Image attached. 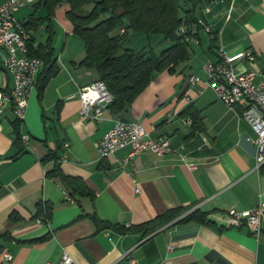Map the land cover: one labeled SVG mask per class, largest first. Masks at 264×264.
Returning <instances> with one entry per match:
<instances>
[{"label":"crops","instance_id":"0c3cea01","mask_svg":"<svg viewBox=\"0 0 264 264\" xmlns=\"http://www.w3.org/2000/svg\"><path fill=\"white\" fill-rule=\"evenodd\" d=\"M32 4L16 18L27 22ZM61 6L57 11L63 9L64 15L55 14L51 22L57 58L62 33L66 47L73 34L65 18L67 6ZM197 14L189 59L173 75L155 74L127 110L105 109L95 121L81 119L79 92L97 81V71L73 66L84 54L74 58L69 52L42 98L36 89L30 94L20 125L21 135L30 139L26 144L15 140L14 114L6 101L13 79L4 69L6 51L0 48V94L5 101L0 115V264L57 263L64 254L77 264H119L127 253L138 264H264V214L258 237L225 224L231 210L244 213L264 202V167L254 170L255 135L240 116L243 106L220 102L204 84L202 70L206 61L217 60L219 45L227 56L255 53L251 63L234 62L237 73L264 70V0H203ZM44 16V11L36 15ZM199 22L211 28L214 41ZM45 26L28 31L35 46L45 44L37 32ZM191 75L201 82L191 86ZM57 104L60 114L55 116ZM188 108L203 119L201 132L193 133L184 114ZM117 119L141 123L150 138L167 139L174 152L161 157L143 151L119 166L116 160L131 151L126 147L101 159L94 143ZM48 151L56 152L64 175L81 178L89 196L71 198L59 178L46 176L53 167L41 162ZM38 203L51 208L46 222L35 217ZM178 208L207 213L210 224H177L179 217L143 239L120 232ZM4 253L12 260L4 259Z\"/></svg>","mask_w":264,"mask_h":264},{"label":"trees","instance_id":"16d2710c","mask_svg":"<svg viewBox=\"0 0 264 264\" xmlns=\"http://www.w3.org/2000/svg\"><path fill=\"white\" fill-rule=\"evenodd\" d=\"M203 0H35L32 4L33 12L27 22L25 30H34L46 23L48 33L45 44L34 45L29 38L25 42L26 57H37L43 60L41 74L37 76L36 86L38 97L41 99L51 78L59 72V59L52 46L54 34L51 26L54 10L66 5L65 18L71 25L72 35L78 37L84 45V56L73 66L97 71V81L106 84L112 96L108 109L113 113H120L134 102L135 98L147 88L157 73L172 74L179 64L189 59V43L197 27L199 5ZM45 12L44 17L37 18L38 10ZM181 28L184 32L181 33ZM161 36L163 41L171 44L156 55L151 48L148 50L131 51L124 46L128 42L130 33ZM215 40V39H211ZM55 116L60 114V104L55 106ZM190 120L194 132L202 130L199 113L188 108L184 111ZM16 141L21 140L20 122H13ZM43 165L52 163L53 167L46 171V176L59 178L65 191L73 196H89L90 190L79 177L64 175L60 169V158L56 152L48 151L41 161ZM35 217L47 221L51 208L44 203L37 204ZM187 213V214H186ZM186 214V215H184ZM184 215V216H182ZM182 216V217H181ZM180 217V218H179ZM179 218V219H178ZM13 220H17L14 216ZM96 222V219L93 218ZM179 223L210 224L207 213L197 209L178 208L165 212L152 221L129 226L120 230L122 233L138 234L141 239L153 235L158 229L166 227L173 220Z\"/></svg>","mask_w":264,"mask_h":264},{"label":"built area","instance_id":"2783aa9c","mask_svg":"<svg viewBox=\"0 0 264 264\" xmlns=\"http://www.w3.org/2000/svg\"><path fill=\"white\" fill-rule=\"evenodd\" d=\"M34 0H7L0 5V48L5 49L6 58L4 59V69L11 74L13 79V89L9 98L12 106V114L15 121L23 122L28 107L31 92L37 88L36 79L40 75L43 67V60L37 57H26L25 42L28 39V32L23 26L24 21L18 20L15 14L23 7L31 4ZM198 25L209 34L212 39L211 28L198 23ZM181 28L180 32H184ZM217 60L206 61L203 65V72L206 75L204 84L211 89L216 98L224 105L232 108L241 105L240 116L247 121L254 132L255 168L259 171L264 167V70L248 71L237 73L234 62L245 60L253 62L255 53L246 51L234 56H227L221 45L216 49ZM257 78L260 80L256 81ZM191 86L201 82L198 77L191 75L189 78ZM199 94H202L198 90ZM81 103V119L96 120L101 113L108 109V105L113 99L109 94L106 84L101 81H94L81 88L79 92ZM5 101L0 94V115L5 108ZM3 115V114H2ZM114 125L102 138L94 143L95 150H98L99 157L103 160L110 158L117 151L129 147L128 155L121 160H116L119 166L128 164L137 154L148 151L156 156L173 153L174 149L170 146L167 139H152L144 127L139 122H125L115 120ZM24 144L30 141L28 136L21 135ZM67 147V145H65ZM188 168L194 169L195 165L189 164ZM66 200L72 204L73 200L66 195ZM264 214V202H260L256 208L246 212L231 210L227 214L226 223L228 228H246L251 235L257 236L262 230V217ZM41 224V220H37ZM4 259L12 260L11 255L4 253ZM57 263L48 264H77L73 258L64 254ZM47 264V263H45ZM119 264H138L131 254L124 255ZM161 264V263H158Z\"/></svg>","mask_w":264,"mask_h":264},{"label":"rangeland","instance_id":"374dc122","mask_svg":"<svg viewBox=\"0 0 264 264\" xmlns=\"http://www.w3.org/2000/svg\"><path fill=\"white\" fill-rule=\"evenodd\" d=\"M34 2H35V0L33 1V3ZM60 7H62V6H59L58 8H56L54 10V16H55V14L58 16L61 12H62V15H64L63 9L57 11V9H60ZM37 13H39V14L43 13V10L40 9V10H38ZM62 17H64V16H62ZM37 28L39 29L40 27H37ZM55 29H54V32H55ZM37 32L39 33L41 40L45 41L46 35H47L46 31L44 29H40ZM64 35L65 34L62 33L60 40L58 41V43L56 45L57 47L55 48L56 54L57 55L60 54L59 58H58L59 59V61H58L59 67H61V65H60L61 62L66 61V58H67V55L69 52H71L72 56H75L74 58H81L84 54V50H83L84 45L82 44L81 40L78 39V37L72 36V35L68 36L67 37L68 47H66L65 43H64ZM56 36H57V33L54 34L53 40L55 39ZM170 44H171L170 42L163 41L161 36L150 35L147 38L146 36H144V34L132 32V33H130L129 38H128V42L124 47L131 49V51L133 50L135 52L141 51L143 49L148 50L149 48H151L156 55H159V53L163 49L167 48ZM63 46H65V47L62 49L63 51L60 52V50Z\"/></svg>","mask_w":264,"mask_h":264}]
</instances>
